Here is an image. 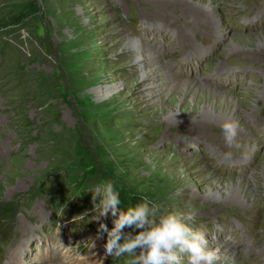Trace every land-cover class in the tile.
I'll return each instance as SVG.
<instances>
[{
  "label": "rangeland",
  "instance_id": "1",
  "mask_svg": "<svg viewBox=\"0 0 264 264\" xmlns=\"http://www.w3.org/2000/svg\"><path fill=\"white\" fill-rule=\"evenodd\" d=\"M170 1L208 19L167 24L163 0H0V264H124L98 238L114 217L82 226L101 181L125 193L121 210L194 211L217 264H264V98H246L264 89V0ZM201 102L243 114L244 140L227 146Z\"/></svg>",
  "mask_w": 264,
  "mask_h": 264
},
{
  "label": "clouds",
  "instance_id": "2",
  "mask_svg": "<svg viewBox=\"0 0 264 264\" xmlns=\"http://www.w3.org/2000/svg\"><path fill=\"white\" fill-rule=\"evenodd\" d=\"M225 144L232 146L238 134L234 121L222 125ZM96 212L95 220L115 219L109 230L104 223L99 224L98 233L102 238L105 256L125 257L124 264H217L218 250L209 248V239L202 230H194L189 223L196 213L173 212L151 200L120 209L119 192L113 181H101L90 189ZM132 229L125 232V229Z\"/></svg>",
  "mask_w": 264,
  "mask_h": 264
},
{
  "label": "bare ground",
  "instance_id": "3",
  "mask_svg": "<svg viewBox=\"0 0 264 264\" xmlns=\"http://www.w3.org/2000/svg\"><path fill=\"white\" fill-rule=\"evenodd\" d=\"M175 2H172V1H170V0H163V2L159 5L160 7H159V9H160V13H161V17H164L165 19H167L168 21H167V24L169 23V22H171V21H174V15L176 14V13H179V12H181V10H182V13L184 14V16H187L188 17V19H190V20H192L191 22H194V23H196V24H198L199 23V20L201 19V21H202V19H208L207 17V12H201V11H198V10H196V9H194L192 6H190V5H187V4H185V3H183V4H181V2H177V3H175ZM170 4H174V6L172 7V8H169L168 6L170 5ZM190 9V10H189ZM190 11L192 12L191 14H194L195 16H197V17H192L191 16V14H190ZM211 13H213V12H211ZM182 14V15H183ZM210 16V15H209ZM157 20V19H156ZM204 21V20H203ZM203 24V23H202ZM216 24H218L217 23V21H216ZM217 28H219V29H221V27H220V25L218 24V26H217ZM238 39H240V38H237V40ZM244 39V38H243ZM248 39V38H247ZM236 40V41H237ZM232 41H233V39H232ZM235 41V40H234ZM130 43H133V41H129V44ZM136 44H138L137 42H135ZM144 47V46H143ZM142 47V48H143ZM141 48V46L139 45V47H138V50L140 49H142ZM139 50V51H140ZM143 51V50H142ZM139 53V52H138ZM142 55H140V57H141ZM141 59V58H140ZM149 60H150V62H153V61H155V56L154 55H151V56H149V58H148ZM142 62V61H141ZM141 66V65H140ZM156 69V68H155ZM171 77V76H170ZM173 78V77H172ZM170 81V80H169ZM175 83V81H173L171 84H169V86L168 87H171V89H175V85H173ZM181 84V83H180ZM187 84V83H186ZM185 85V84H184ZM202 89H205V87H201ZM220 88V87H219ZM170 89V90H171ZM182 89H185V88H182ZM181 89V90H182ZM206 89H210V90H212L213 92L211 93L212 95H214L215 97H217V99H219V101L221 102V106H226V105H231V109L233 110L234 109V105H236L237 104V99L235 98V97H233V96H231L230 94H228L227 92H223L222 90H217L215 87H213L212 85H209V84H206ZM108 90V89H107ZM201 90V89H200ZM162 91V90H161ZM113 92H115L114 90H108V91H106V90H96V94L98 95V97H100V98H107V97H109L111 94H113ZM185 92V91H184ZM191 92V91H190ZM208 92V91H207ZM254 95V97L253 96H251V94H249V95H247L246 96V98L248 99V100H258L257 99V97H259V98H264V89H262V90H259L258 92H256L255 94H253ZM256 95V96H255ZM214 97V98H215ZM210 103V102H209ZM171 105H173L174 104V100H172L171 101V103H170ZM198 106H199V108H201L200 109V111L202 110L203 111V114H204V116L203 117H206L207 119H209V118H215V120L216 121H222L223 123L225 122V121H234V120H238V119H240L241 118V116L243 115V114H240V115H238L239 113H235V116H233V113H232V110L229 112L230 114L232 113V116H229L228 114L229 113H227V114H225L224 112H222V113H219V114H216V113H214L211 109H205V107L203 106V103L201 102V103H198ZM186 110V109H185ZM173 117L174 118H180V117H184V116H182L179 112H177L176 110H174L173 111ZM237 116V117H236ZM248 118H249V122L250 123H253V122H256V120H257V118H253L252 117V115H249L248 114ZM241 121V120H240ZM235 122V121H234ZM264 122V121H263ZM259 124H260V122H259ZM256 125V124H255ZM208 128V127H207ZM239 139H243V138H237L236 137V140H239ZM248 140H247V144H248V148H246V149H248L249 150V152L251 151V150H253L254 148H257L258 150H259V142H257L256 140H252L253 139V136H252V133H251V135L249 136V138H247ZM244 140V139H243ZM244 142V141H243ZM246 142V141H245ZM254 144V145H253ZM240 147V146H239ZM246 147V146H245ZM238 149V148H237ZM246 155H247V150H246ZM264 155V154H263ZM239 163H242L240 160H239ZM252 177V179H255L256 177H254V176H251ZM254 177V178H253ZM246 180H248V179H246ZM237 189V188H236ZM237 192H238V190H237ZM241 193V192H240ZM232 256H234V254H231ZM230 257V256H229ZM15 259V258H14ZM236 259V258H235ZM236 261V260H235Z\"/></svg>",
  "mask_w": 264,
  "mask_h": 264
},
{
  "label": "trees",
  "instance_id": "4",
  "mask_svg": "<svg viewBox=\"0 0 264 264\" xmlns=\"http://www.w3.org/2000/svg\"><path fill=\"white\" fill-rule=\"evenodd\" d=\"M50 105V104H49ZM58 118H60V114L58 113L57 115H56V119H58ZM119 196H120V200H121V203L122 204H124L122 201H125V200H128V198H126L125 196V193H120L119 194ZM92 198L91 197H88V199L87 200H91ZM86 200V199H85ZM85 204V206H87V203H84ZM124 206H127V205H124ZM89 207V206H88ZM90 208V207H89ZM126 209H127V207H126ZM110 216H111V214H110ZM111 218H113L112 216H111ZM96 220L95 219H93V218H90V219H88L87 221H85V222H82V226H84V227H89V226H96Z\"/></svg>",
  "mask_w": 264,
  "mask_h": 264
}]
</instances>
